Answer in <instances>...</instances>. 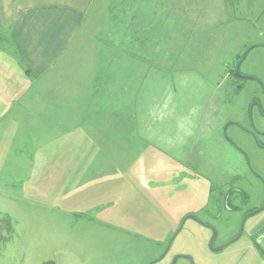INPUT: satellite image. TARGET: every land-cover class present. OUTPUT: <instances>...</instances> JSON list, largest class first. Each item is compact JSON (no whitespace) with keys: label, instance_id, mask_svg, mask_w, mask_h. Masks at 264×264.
Instances as JSON below:
<instances>
[{"label":"rangeland","instance_id":"obj_1","mask_svg":"<svg viewBox=\"0 0 264 264\" xmlns=\"http://www.w3.org/2000/svg\"><path fill=\"white\" fill-rule=\"evenodd\" d=\"M142 1L93 2L82 31L85 62L68 71L78 82L61 104L49 92L43 103L37 99L41 109L62 108L61 125L72 121L62 132L39 129L40 115L11 114L4 121L13 117L11 125L1 124L0 156L13 151L18 158L0 163V216L9 218L11 228L0 243V264H150L179 229L169 254L157 264H170L173 255L189 256L193 264H264V0H150L144 5L151 14L144 19L136 14ZM131 16L134 25H145L139 36L150 47L145 56L135 54L155 63L182 53L181 59L199 62L191 67L218 82L209 94L213 104L203 95L208 86L183 81L190 67L177 70L181 80L167 83L151 68L147 77L141 66L133 72L122 62L110 66L111 59L126 58ZM249 47L255 48L239 73L253 80L239 82L230 71ZM97 61L106 66L93 67ZM92 69L108 77L106 96L113 83L122 85L121 93L132 80L142 96L138 99L134 89L132 100L146 108L124 116V122L118 118L117 128L101 120L102 129L89 126L83 136L78 112L85 92L90 101L95 98L87 88ZM181 84V92L173 90ZM103 99L96 98L99 106L109 107ZM159 105L176 113L157 114ZM185 117L197 126L194 137L179 131ZM30 123L39 128L30 130ZM231 187L243 191L246 202L238 197L232 202L236 210H219L214 202ZM191 216L200 224L187 219ZM212 230V248L224 247L220 252L208 247ZM176 264L191 263L180 258Z\"/></svg>","mask_w":264,"mask_h":264},{"label":"crops","instance_id":"obj_2","mask_svg":"<svg viewBox=\"0 0 264 264\" xmlns=\"http://www.w3.org/2000/svg\"><path fill=\"white\" fill-rule=\"evenodd\" d=\"M95 1L96 0H0V126L11 114H17V119H19L20 116L29 115L38 117L40 115V119L43 121L41 123L43 124L42 128H39L36 123L33 125L30 123L28 126L30 130L46 128L52 131L59 130L62 132L64 126L70 125L72 122L71 120H66L67 122L65 121L66 123L61 125L64 123L63 117L60 118L62 121L59 122V115H65L61 107H52L50 109V107L44 106L45 108L41 109L37 107V99L39 104L43 103V99L47 97L46 92H49L50 99H56L59 102L58 104H61L64 101L66 93L73 87L71 85L78 82L74 81L76 74L70 75L68 71L71 65H82L83 61L85 62V58H83L85 51L83 46L84 32L82 31L83 25L87 19V14L88 17L91 15L89 12ZM145 2L148 3L150 0H143V5L139 7L144 11H140L139 8L136 10L138 12L136 14H139L143 19L151 14V12H149L150 7L146 4L144 5ZM145 8L148 13L145 12ZM133 11L134 10L131 11V14H133ZM130 18L132 22L127 25L126 33L127 36H131V38H128L131 40L127 43L128 47L126 48H128V50H126V58L122 61L111 59L110 66L116 67L119 62H122L128 72H133L136 66H141L145 68V70L147 68L146 72L148 71L149 73L147 77L151 75V68L158 75H161L160 77L158 76L157 79L167 83H174L175 81L181 80L180 77H182V75L178 76L179 73H177V70H182L186 66L188 68L190 67V71L185 73L183 81L188 82L189 80L190 82L196 79L199 83H202L204 88L205 85L208 86L209 90L204 91L203 95L213 104V99L209 94L214 92L213 87L216 86L218 82L211 83L209 81V76H202L199 74L197 67H191V65L201 66L202 64H198L199 62L193 64L190 59H181V57H183L182 53L173 59H157L155 63L153 60L151 61V59H146V57L139 58L135 54V52L140 51L141 53L138 55L145 56V52H148L150 47L149 44L146 45L145 39L139 36L140 34L146 33L144 29L145 25L142 23L134 25L133 16ZM115 46L117 47V44ZM71 50L77 55V60L71 58ZM117 50L118 47L115 49V52H117ZM75 60L77 62L76 64ZM189 61L190 64L188 63ZM107 64H109V62H107ZM102 66H106V64H102L101 61L94 62L93 65L95 68H101ZM165 69H167V71L171 70L173 74L170 76L162 75L163 73L167 74ZM90 75L91 76L87 78L89 81L87 88L89 92H91V95L93 94L92 98H95L93 101H90V97H88L85 92L84 106L80 108L78 112V130L83 133V136H87L89 126L93 127L94 125L96 130L97 128L102 129L101 120L105 121L103 125L108 123L111 127L114 126L117 128L118 118L120 119L119 122H124V116L126 117L132 113L137 115L135 110L140 111L141 108V111H143L146 108L144 104L142 106L140 104L137 105V103L135 104L134 100H132L133 95L135 96L133 92L134 89L136 93L139 92L138 99L142 98L140 95L141 88L138 87L136 89L132 80H130L129 83H124L123 89L125 90L121 93L117 91V88L121 89L122 85L119 86V82L116 84L113 83L108 90L109 96H106L105 91L108 88L103 85L105 84V78L108 77H106L104 72H101L100 69L90 70ZM123 76L127 80L126 75L124 74ZM113 78L116 77L113 76ZM145 80L144 75L141 82ZM182 86L181 84L172 87L173 90L176 89V91L178 90L181 92ZM81 87L82 86H79V88ZM75 88L77 87L75 86ZM91 89L93 91H91ZM106 97H108V100L105 99ZM96 98H104L103 102L105 105H107V101H109V107L99 106ZM208 101L205 103L206 106H208ZM150 109H152L151 106H148L147 110ZM207 109L208 107L205 108L202 113V121L205 118L204 115H206ZM155 110H157V114H160V112L162 113L163 110L166 114L176 113L172 109L165 108L162 105H159ZM12 120L15 119L13 117L10 118V123ZM4 123L11 125L9 122ZM9 128L12 129L10 126ZM1 135L2 131L0 130V152L4 151L5 146L4 142L2 143V139L4 138H1ZM11 140L12 139L9 141ZM90 142L93 143L94 146L98 144L96 141ZM19 155L21 156V153H19ZM29 157H31V152ZM7 158H10V162H14L18 156H15V152L13 153V151L6 152L5 155L0 156V163L6 164ZM19 158L21 161L22 157ZM28 161L31 163L32 159H28ZM3 171L5 174L6 170ZM7 172L11 173L12 171L8 168Z\"/></svg>","mask_w":264,"mask_h":264},{"label":"trees","instance_id":"obj_3","mask_svg":"<svg viewBox=\"0 0 264 264\" xmlns=\"http://www.w3.org/2000/svg\"><path fill=\"white\" fill-rule=\"evenodd\" d=\"M255 47H249V51L252 50ZM247 49V50H248ZM242 57V56H241ZM240 58H237V63H239L238 61L241 60ZM232 74V76H234V78L236 80H239V82L244 81L245 79H249V80H253L252 78H243L241 76H238L235 72V69H233L232 71H230ZM239 72V71H238ZM240 74V73H239ZM243 87L242 83L239 84L238 89H241ZM241 197V199L246 202L248 196L241 190H237L235 187H231L228 189V191L226 193H222V202L223 204H227V210L229 211H233L236 210L237 207L232 205L233 199ZM11 233V228H10V221L9 218L7 216H0V243L3 241L8 240V236ZM263 238H264V234H263Z\"/></svg>","mask_w":264,"mask_h":264},{"label":"flooded vegetation","instance_id":"obj_4","mask_svg":"<svg viewBox=\"0 0 264 264\" xmlns=\"http://www.w3.org/2000/svg\"><path fill=\"white\" fill-rule=\"evenodd\" d=\"M239 62V61H238ZM243 62V61H242ZM238 64V63H237ZM236 64V65H237ZM236 67V66H235ZM235 69V68H234ZM238 71H239V69H238ZM242 77H244V76H242ZM222 200V193H220V195H218V199L216 200V202H214L215 203V206L219 209V210H223L224 208L227 210V204H223V202L221 201ZM128 234H130L129 232H128ZM132 234V233H131ZM177 231L171 236V238H170V240L167 242V244L164 246V248H163V250H162V252H161V254H159V257L157 258V259H155L154 261H152L151 263H153V262H155V261H157V260H159V259H161V260H163L166 256H167V254H169V252H170V250H171V247H172V245H173V243H174V241H175V239H176V237H177ZM128 242L127 243H125V244H123L122 243V245L121 246H118V249L120 250V251H123L125 248H127L128 247ZM121 254V253H120ZM119 255V254H118ZM178 256H181V255H173L172 257H173V260L176 258V257H178ZM151 260H153V259H151ZM173 260L171 261V263L170 264H172V262H173ZM150 261V260H149ZM149 261H147L145 264H147ZM177 262V261H176ZM176 262L174 263V264H176ZM150 263V264H151ZM157 264V263H156Z\"/></svg>","mask_w":264,"mask_h":264},{"label":"water","instance_id":"obj_5","mask_svg":"<svg viewBox=\"0 0 264 264\" xmlns=\"http://www.w3.org/2000/svg\"><path fill=\"white\" fill-rule=\"evenodd\" d=\"M249 52V49L248 50H246V52L242 55V57H241V60L239 61V63L236 65V67H235V72H236V74L238 75V76H241L240 74H239V72H238V69H239V66H240V64L242 63V61L244 60V58L246 57V54ZM242 77V76H241ZM243 78H245V77H243ZM229 125H231V124H227L226 125V127L224 128V132H225V130H226V128H227V126H229ZM252 214H250V215H248L247 217H249V216H251ZM187 219H191V220H194L195 222H197V223H199L200 224V222L195 218V217H188ZM180 231V229L178 230V232ZM177 232V233H178ZM215 235H216V233H215V231L214 230H212V235H211V237H210V240H209V242H208V247L213 251V252H220V251H222L223 250V248L224 247H220V248H217V249H213L212 248V243H213V240H214V238H215ZM236 240V239H235ZM235 240H233V241H231L230 243H233ZM186 259V260H188L191 264H193L192 263V260H191V258L189 257V256H178V257H176L174 260H173V262H172V264H174L178 259ZM159 261H161V259H159V260H157V261H155V262H153V263H151V264H156V263H158ZM47 264H54L53 262H48Z\"/></svg>","mask_w":264,"mask_h":264},{"label":"clouds","instance_id":"obj_6","mask_svg":"<svg viewBox=\"0 0 264 264\" xmlns=\"http://www.w3.org/2000/svg\"><path fill=\"white\" fill-rule=\"evenodd\" d=\"M178 127L182 137H194L198 131L195 122L187 117L182 120Z\"/></svg>","mask_w":264,"mask_h":264}]
</instances>
